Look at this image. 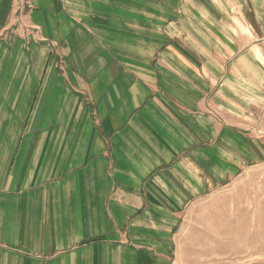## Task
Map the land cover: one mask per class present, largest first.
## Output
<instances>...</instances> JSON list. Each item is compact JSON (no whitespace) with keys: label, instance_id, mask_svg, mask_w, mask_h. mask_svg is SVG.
Segmentation results:
<instances>
[{"label":"crops","instance_id":"crops-1","mask_svg":"<svg viewBox=\"0 0 264 264\" xmlns=\"http://www.w3.org/2000/svg\"><path fill=\"white\" fill-rule=\"evenodd\" d=\"M254 27L264 0H0V264H174L248 156L216 119L251 101Z\"/></svg>","mask_w":264,"mask_h":264},{"label":"rangeland","instance_id":"rangeland-1","mask_svg":"<svg viewBox=\"0 0 264 264\" xmlns=\"http://www.w3.org/2000/svg\"><path fill=\"white\" fill-rule=\"evenodd\" d=\"M253 30L256 40L264 39V28ZM261 64L254 63L258 74L248 79L251 101L238 93L242 97L235 102L237 108L216 119L222 133L230 129L248 141V156L238 153L236 169L222 170L219 181L215 178L184 207L174 234V264H264V61Z\"/></svg>","mask_w":264,"mask_h":264}]
</instances>
